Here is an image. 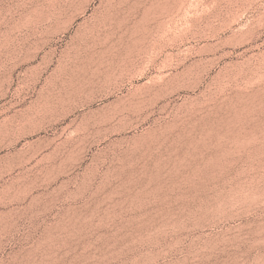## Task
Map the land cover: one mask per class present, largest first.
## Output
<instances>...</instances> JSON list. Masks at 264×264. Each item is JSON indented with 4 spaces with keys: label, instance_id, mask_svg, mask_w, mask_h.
<instances>
[{
    "label": "rangeland",
    "instance_id": "rangeland-1",
    "mask_svg": "<svg viewBox=\"0 0 264 264\" xmlns=\"http://www.w3.org/2000/svg\"><path fill=\"white\" fill-rule=\"evenodd\" d=\"M0 264H264V0H0Z\"/></svg>",
    "mask_w": 264,
    "mask_h": 264
},
{
    "label": "bare ground",
    "instance_id": "bare-ground-1",
    "mask_svg": "<svg viewBox=\"0 0 264 264\" xmlns=\"http://www.w3.org/2000/svg\"><path fill=\"white\" fill-rule=\"evenodd\" d=\"M91 100H93V99H91ZM95 100V99H94ZM94 103V102H93ZM125 107L127 108V104L125 105ZM95 111V110H94ZM89 113V112H88ZM121 113V111H115V112H113L112 113V115L108 118V120L109 121H111V120H114V119H116V117H118L119 116V114ZM91 116V115H90ZM93 116V115H92ZM94 117V116H93ZM79 133V132H78Z\"/></svg>",
    "mask_w": 264,
    "mask_h": 264
}]
</instances>
